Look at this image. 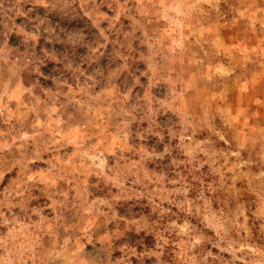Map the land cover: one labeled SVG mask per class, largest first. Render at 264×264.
<instances>
[{
  "label": "rangeland",
  "instance_id": "rangeland-1",
  "mask_svg": "<svg viewBox=\"0 0 264 264\" xmlns=\"http://www.w3.org/2000/svg\"><path fill=\"white\" fill-rule=\"evenodd\" d=\"M0 264H264V0H0Z\"/></svg>",
  "mask_w": 264,
  "mask_h": 264
}]
</instances>
